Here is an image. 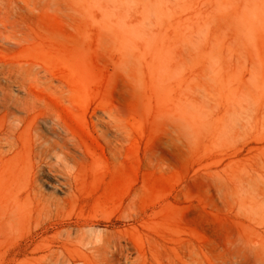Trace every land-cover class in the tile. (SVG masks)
Returning a JSON list of instances; mask_svg holds the SVG:
<instances>
[{
    "label": "rangeland",
    "instance_id": "rangeland-1",
    "mask_svg": "<svg viewBox=\"0 0 264 264\" xmlns=\"http://www.w3.org/2000/svg\"><path fill=\"white\" fill-rule=\"evenodd\" d=\"M8 65L11 111L26 89L37 107L0 153V264L65 242L89 264H264V0H0Z\"/></svg>",
    "mask_w": 264,
    "mask_h": 264
},
{
    "label": "bare ground",
    "instance_id": "bare-ground-1",
    "mask_svg": "<svg viewBox=\"0 0 264 264\" xmlns=\"http://www.w3.org/2000/svg\"><path fill=\"white\" fill-rule=\"evenodd\" d=\"M5 67H3V66L0 67V114L2 113V116L0 115V117L1 118L4 117V120L6 118L8 119V123L5 124L0 130V153H2V154H4V153L6 154V153H9V152L15 150V148L17 147V132H18L19 128H21L22 125L25 123L26 115L29 112V110L30 109H34V108L37 107V105L34 102V98H32L30 96L29 91H27V89H26L25 95L15 102V105L17 106V110L23 112L24 114L16 115L17 113L14 114V112L11 111L9 93L7 92V87L2 84L1 78H3V77L6 78V76H9V73L12 70H11V68H9V65H8L7 68H5ZM30 69L32 70V68H30ZM36 75L37 74H35V76ZM39 75H40V72H39ZM33 78H35V77H33ZM21 80H23V79H21ZM37 80H39V79L37 78ZM26 85H27V83H26ZM26 88H27V86H26ZM28 117H29V115H28ZM30 118H31V116H30ZM55 123H56V121H55ZM29 127H30L29 123L24 124V126L22 127V130L20 131V133L23 132V131H26L27 128H29ZM34 131H35V146H34L35 147V156L40 160L42 155L44 154V148H43L44 136L42 135L41 131L39 130V127H37V126L34 127ZM24 143H25V141H24ZM32 146H33V144H32ZM18 149H19V147H18ZM41 187L42 186H40L39 182L37 180H35V184L32 186V190L31 191L33 193V198L37 202H39V201H41L43 199V191H42ZM27 196H29V195H26V197ZM20 197L21 196H19L18 198H20ZM29 199H30V197H29ZM23 200H25V199H23ZM69 238H71V237H69ZM70 245L71 244L68 245L65 242L62 245L58 246L57 248H51V247L44 248L42 250L44 252V254L42 255L43 258H44V263L43 264H89L88 262H89V259H90V255L86 252L87 249L85 251L84 250L82 251V249L78 248L77 246H75V245L74 246H70ZM79 246H80V244H79ZM90 247H91V245H90ZM92 248H93V246H92ZM27 251H29V250H27ZM37 253H39V252H37ZM14 254H15V251H14ZM18 254H20V253H18ZM26 254H27V252H26ZM144 258L147 259L146 257H144Z\"/></svg>",
    "mask_w": 264,
    "mask_h": 264
},
{
    "label": "clouds",
    "instance_id": "clouds-1",
    "mask_svg": "<svg viewBox=\"0 0 264 264\" xmlns=\"http://www.w3.org/2000/svg\"><path fill=\"white\" fill-rule=\"evenodd\" d=\"M160 5L154 4L150 8H146V20L150 19L153 15L157 14V10ZM245 14H248V10H244ZM241 26L246 30L249 28L250 24L255 20V16L248 14V19L245 20V16L241 15ZM194 40L193 46L200 47L204 45L207 41V31L204 28L199 29L194 33L192 38ZM207 58V73L209 79L216 81L222 77V66L220 58L212 52L206 54ZM166 71V69H162ZM258 75L255 72L250 73L248 77V83L252 86H255L258 82ZM228 92L225 97L226 103L232 107L231 118L236 121L242 118L246 106L251 102L250 97H248L243 92L239 91L238 88L234 87L230 82L228 84Z\"/></svg>",
    "mask_w": 264,
    "mask_h": 264
}]
</instances>
